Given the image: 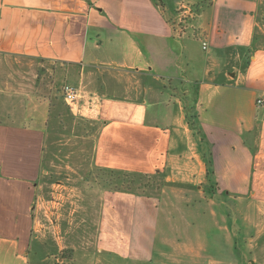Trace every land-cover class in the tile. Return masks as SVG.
<instances>
[{"label": "crops", "instance_id": "0c3cea01", "mask_svg": "<svg viewBox=\"0 0 264 264\" xmlns=\"http://www.w3.org/2000/svg\"><path fill=\"white\" fill-rule=\"evenodd\" d=\"M263 20L264 0H0V56L62 68L75 113L97 123L89 171L162 182L160 193L99 187L100 254L234 263L235 203L264 196ZM11 97L25 114L0 121V264H29L49 104L1 76L0 99Z\"/></svg>", "mask_w": 264, "mask_h": 264}, {"label": "rangeland", "instance_id": "374dc122", "mask_svg": "<svg viewBox=\"0 0 264 264\" xmlns=\"http://www.w3.org/2000/svg\"><path fill=\"white\" fill-rule=\"evenodd\" d=\"M257 25L256 38L259 42L256 46L264 47V20L257 21ZM194 37L201 42L200 36ZM196 52L199 57L205 56L200 45L196 47ZM245 61L241 63L242 66ZM229 65L230 62L227 63ZM62 73V68L39 60L0 56V77H6V91L19 92L25 89L28 93L34 92L39 97L48 99L49 104L43 164L46 173L42 174L37 191L33 243L30 245L28 263L145 264L100 254L96 249L100 222L99 187L106 185L108 181L105 172L89 171L93 156V137L98 125L92 124L90 119L78 115L72 107L65 104L61 88L68 82L64 81ZM20 102L19 97L6 98L4 101L1 98L0 121H20L25 114ZM50 102L55 103V107ZM151 181L153 191L160 193V179L154 177L153 180L152 177ZM161 199L163 201L162 197ZM164 207L165 204L162 203L161 211ZM243 208L242 215L238 214L237 211ZM235 211V223L238 219L244 223V228L241 229V235L244 236L239 237V241L236 237L234 263L215 261L208 257L200 264H264V196L252 195L251 198L236 202ZM163 215L161 212L158 236L162 232ZM208 223L204 218L200 219V230H205ZM236 228L238 230L239 227ZM221 255L224 254L220 253V257H223ZM106 257H109V263ZM195 263L185 260L182 263L173 261L172 264Z\"/></svg>", "mask_w": 264, "mask_h": 264}, {"label": "trees", "instance_id": "16d2710c", "mask_svg": "<svg viewBox=\"0 0 264 264\" xmlns=\"http://www.w3.org/2000/svg\"><path fill=\"white\" fill-rule=\"evenodd\" d=\"M256 38V37H255ZM255 40V39H254ZM257 41V38H256ZM254 47H257L256 44ZM41 62H44V60H39ZM50 105L52 107H55V103L50 102ZM107 175V184L108 187H110V191L112 192H124V193H134V192H141L146 190L147 188L153 187L152 183V177L154 180V177L156 176H148V175H142L138 173H129L124 171H115V170H106L103 171ZM148 180L147 182H143V180ZM33 239V238H32ZM33 241H31L32 245ZM32 248V246H31ZM29 250V255H30Z\"/></svg>", "mask_w": 264, "mask_h": 264}, {"label": "built area", "instance_id": "2783aa9c", "mask_svg": "<svg viewBox=\"0 0 264 264\" xmlns=\"http://www.w3.org/2000/svg\"><path fill=\"white\" fill-rule=\"evenodd\" d=\"M202 49L203 50L207 49L206 43H202ZM61 93H62V98H63L65 104L72 107V109L74 110L75 107L77 106V102L80 98L76 88L74 86H72L71 84L65 83L61 88ZM256 104L261 105L262 101L257 100Z\"/></svg>", "mask_w": 264, "mask_h": 264}]
</instances>
